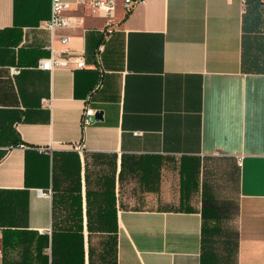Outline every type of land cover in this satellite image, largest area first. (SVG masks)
<instances>
[{"label": "crops", "instance_id": "1", "mask_svg": "<svg viewBox=\"0 0 264 264\" xmlns=\"http://www.w3.org/2000/svg\"><path fill=\"white\" fill-rule=\"evenodd\" d=\"M50 5L0 0V264H264V0Z\"/></svg>", "mask_w": 264, "mask_h": 264}, {"label": "built area", "instance_id": "2", "mask_svg": "<svg viewBox=\"0 0 264 264\" xmlns=\"http://www.w3.org/2000/svg\"><path fill=\"white\" fill-rule=\"evenodd\" d=\"M119 0H51L50 5V17L45 21V27L50 31L51 35L55 28L60 27L66 24L65 17L63 15L64 11L67 9V6L71 3H77L81 6L89 8L92 12L101 13L106 17V30L111 32V26L113 22V17L115 15L116 6ZM142 0H120L121 6L124 11H129L136 3ZM67 37H62L61 41L66 42ZM66 61L53 60L52 55L48 58L42 59L39 62V67L51 71L54 66H65ZM84 65L82 60L76 61V66L81 67ZM18 70H14L17 72ZM94 113L95 111L88 107L84 106L81 115H80V124L82 127H85L94 122ZM79 146V148H81Z\"/></svg>", "mask_w": 264, "mask_h": 264}, {"label": "rangeland", "instance_id": "3", "mask_svg": "<svg viewBox=\"0 0 264 264\" xmlns=\"http://www.w3.org/2000/svg\"><path fill=\"white\" fill-rule=\"evenodd\" d=\"M90 261H91V264L92 262L93 264H114V258L111 253H107V250L104 253L99 252V254L96 253L92 255L90 257Z\"/></svg>", "mask_w": 264, "mask_h": 264}, {"label": "water", "instance_id": "4", "mask_svg": "<svg viewBox=\"0 0 264 264\" xmlns=\"http://www.w3.org/2000/svg\"><path fill=\"white\" fill-rule=\"evenodd\" d=\"M102 116V111H95L94 113V118L95 119H100Z\"/></svg>", "mask_w": 264, "mask_h": 264}]
</instances>
